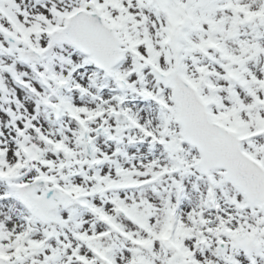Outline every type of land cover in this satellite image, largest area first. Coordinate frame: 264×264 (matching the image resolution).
<instances>
[{"label":"snow or ice","instance_id":"snow-or-ice-1","mask_svg":"<svg viewBox=\"0 0 264 264\" xmlns=\"http://www.w3.org/2000/svg\"><path fill=\"white\" fill-rule=\"evenodd\" d=\"M0 264H264V0H0Z\"/></svg>","mask_w":264,"mask_h":264}]
</instances>
